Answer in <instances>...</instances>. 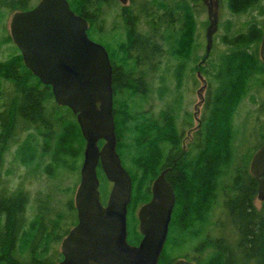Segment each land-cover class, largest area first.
Returning <instances> with one entry per match:
<instances>
[{
  "label": "trees",
  "instance_id": "1",
  "mask_svg": "<svg viewBox=\"0 0 264 264\" xmlns=\"http://www.w3.org/2000/svg\"><path fill=\"white\" fill-rule=\"evenodd\" d=\"M36 1L0 0V28L8 12L32 8ZM67 1L87 19L89 37L92 39L93 34L98 38L95 41L107 48L113 67L117 151L132 178L128 241L140 242L136 210L150 200L152 181L169 168L166 177L174 187L176 202L158 264H173L179 258L196 264H264V201L258 210L254 204L258 183L249 173V163L264 143V135L258 148L249 150L246 159L243 156L235 167L237 148L232 145L239 139L234 123L239 105L253 88L264 90V62L259 55L264 23L248 21L237 34L227 31L222 36L225 50L218 61L209 63V55L199 61L198 71L208 82L207 97L193 132L195 138L184 150L181 136L186 125L179 127L177 122L180 102L167 101L157 110L153 105L147 108L151 89L144 81L160 67L164 56L174 61L173 69L167 71L177 81L194 58L197 62L199 57L193 53L200 0H132L135 11L125 8L130 15L125 19L126 35H115L112 41L104 37L102 23L105 6L113 0ZM227 4L236 15L257 11L264 16V0H227ZM139 16L150 31L133 36ZM227 30H231L230 24ZM1 85L0 144L4 147L15 140L18 126L33 128L45 140L40 144L38 138L33 139L34 134H29L19 144L17 159L21 165H35L41 146V154L51 158L46 170L79 169L85 139L76 115L55 102L51 87L26 67L15 46L8 58L0 61ZM163 91L159 92L161 101L170 94L167 89ZM12 94L15 97L9 99ZM252 101L256 103L253 95ZM103 143L99 141L100 146ZM97 173L105 204L110 182L100 165ZM221 198L222 208L216 214ZM28 202L29 195L22 188L0 194V264H57L63 256L54 244L62 242L77 224L75 204L70 199L66 210L47 223L41 212L28 223ZM21 256L28 258L21 260Z\"/></svg>",
  "mask_w": 264,
  "mask_h": 264
},
{
  "label": "water",
  "instance_id": "2",
  "mask_svg": "<svg viewBox=\"0 0 264 264\" xmlns=\"http://www.w3.org/2000/svg\"><path fill=\"white\" fill-rule=\"evenodd\" d=\"M88 28L87 19L67 0H39L32 9L16 11L10 21L11 38L26 67L51 87L58 105L76 115L85 139L74 199L78 222L63 238V258L57 264H158L175 192L163 170L152 184V198L138 210L142 238L131 244L127 214L132 178L117 151L113 67L106 47L89 37ZM259 55L264 62V29ZM99 165L112 184L105 204L99 189ZM249 170L259 182L257 198L264 201V143L253 154ZM173 264L196 263L179 258Z\"/></svg>",
  "mask_w": 264,
  "mask_h": 264
},
{
  "label": "rangeland",
  "instance_id": "3",
  "mask_svg": "<svg viewBox=\"0 0 264 264\" xmlns=\"http://www.w3.org/2000/svg\"><path fill=\"white\" fill-rule=\"evenodd\" d=\"M120 6L121 5L116 4L115 2H111L105 6L102 27L106 32L104 37L107 40L112 41L113 37L117 34V25L122 31L120 20H118ZM15 12L16 11L8 12L1 24L0 61L6 60L9 53L13 51V42L9 43V40L12 41L10 35V21ZM197 20L198 26L195 33L196 50H194L193 53V55L195 54L199 57L197 62L194 58L188 65L185 73L181 76V79L177 81L172 74H170L171 72L167 71L173 69L174 61L170 60L167 56H164L158 73L163 76L165 73V89L170 93L166 95L167 97L165 100L169 101L171 98L180 95L183 100L182 108L184 112L188 113L187 116L192 118V124L187 127L189 132L184 139L187 143L193 135L194 130L192 129L198 125V119L204 109L205 98L207 97V87H204L206 77L202 75V73L200 76L196 75L199 61L207 55H209V63H215L218 61L220 54L225 50V46L222 44V36L225 35L227 31L231 34H237L240 30L245 28L248 21H259V23H264V16H260L257 11L241 15L233 14L228 8L227 0H200ZM228 24H230L231 30H227ZM99 25L100 22L96 23L97 27ZM123 27L125 28L124 24ZM140 30H143V27H141ZM91 37L94 40L98 39L93 34H91ZM2 85L0 86V95H2L4 89V86ZM155 87L156 85L154 84L150 91L151 93L154 92V95L156 96L155 91L157 90ZM176 92L177 94H175ZM252 95L255 96L256 103L252 101ZM14 97L15 94L9 95V99ZM263 97L264 90L258 92L256 88H253L248 97L239 105L234 122L237 127V136L239 139L232 141L233 147L235 146L237 148L236 157L233 163L234 167L238 164L236 162L243 160V156L246 159L249 150H252V148L253 150L257 149L259 144L263 141ZM194 114L196 119L193 116ZM17 134V138L11 141L8 145L3 147L2 144H0V194L1 192L10 193L18 188L24 189L29 195V202L27 205L28 223L37 213L40 212L43 216V220L47 223L49 218L55 217L57 213L66 210V203L70 199L74 202L76 190L80 182V168L83 159L78 163L80 166L79 169L73 171L63 168H58L54 171L49 168V170H46L51 162V158L49 154H41L40 146L35 165L32 167H24L17 159L19 144L27 139L29 134H34L36 137L33 139L38 138L40 144H43L45 139L33 128L25 129L18 126ZM241 155L242 157L240 158ZM76 167L77 164L75 165V168ZM227 181L228 180H226L225 183H227ZM111 185L112 184L109 183V190ZM220 202L219 205L217 203L218 207L215 206L216 214L220 212L222 208V198ZM254 204L258 210L263 208V202L257 199V197L254 200ZM140 207L141 206L137 208L136 214H138ZM225 227L229 230L228 224H225ZM54 245L58 252H61V241ZM209 250L211 251V248L208 247L207 251L209 252ZM196 255L198 256L197 253ZM190 256L193 257V254H190ZM27 258L28 257L26 256L20 259L26 261Z\"/></svg>",
  "mask_w": 264,
  "mask_h": 264
},
{
  "label": "flooded vegetation",
  "instance_id": "4",
  "mask_svg": "<svg viewBox=\"0 0 264 264\" xmlns=\"http://www.w3.org/2000/svg\"><path fill=\"white\" fill-rule=\"evenodd\" d=\"M113 2H115L116 4H119V5H121L120 6V13H119V16H118V20H120V27L122 28V31L119 29V27H118V25L116 26V28H118V32H117V34L116 35H119V34H123L124 36L126 35V26H125V28L123 27V24H125V19L126 18H129V16L130 15H128V13L127 12H125V8L128 6L129 8H127L128 10L127 11H135V9L132 7V0H127V3L126 4H123L121 1H119V0H113ZM37 4V3H36ZM35 4V5H36ZM34 5V6H35ZM33 8V7H32ZM32 8H29V9H32ZM29 9H26V10H29ZM21 11H23V10H21ZM133 26H134V24H133ZM141 27H143V30H140V28ZM135 29H136V31H135ZM148 32V31H150V28H149V25H147L146 24V22H145V20L143 19V18H141V16H139L138 17V23H136L135 24V26H134V30H133V36L134 35H136L137 33H139V32ZM159 36V35H158ZM159 38H161L160 36H159ZM159 41H161L160 39H158ZM95 41V40H94ZM12 42H13V40H12ZM100 43V42H99ZM13 46H15V47H17L16 45H15V43L13 42ZM17 49H18V47H17ZM107 49V48H106ZM19 50V49H18ZM108 51V50H107ZM19 52H20V54H21V51L19 50ZM109 53V52H108ZM21 56H22V54H21ZM22 60H23V56H22ZM24 62V61H23ZM159 71H160V68H158L155 72H152V73H149L147 76H146V79H145V83H146V86H148V90H152V86L155 84L156 85V87H155V89L157 90V91H155V93H156V96L154 95V92H152L151 93V91L149 92V93H151V97H149V99L147 100V101H149V104H148V106H147V108H150L151 107V105H153V110H157V109H160L161 107H163L164 105H165V103L167 102L166 100H164V101H161L160 99H159V92H164L163 90H165V86H166V84H165V81H164V77H165V73H164V76L163 75H160V74H158L159 73ZM200 74H201V72H199V71H196V75L197 76H200ZM196 79V78H195ZM204 87H208V82H205V85H204ZM157 94H158V96H157ZM175 94H177V92L175 93ZM167 97V96H166ZM203 100H204V98H203ZM169 101H176L177 103L178 102H180L179 103V106H180V109H179V115H178V118H177V122H178V124H179V127H181V126H185L186 125V128L183 130V132H184V134H183V136H181V149H184V150H187L188 149V146H189V144L191 143V141L193 140V138H195V136H194V134L192 135V137H191V139H190V141L187 143V141L186 140H184L186 137H187V133L189 132V130L187 129V127L189 126V125H191L192 124V118L190 117V116H187V114L188 113H186V112H184V110H183V108H182V98H181V96L179 95L178 97L177 96H175L174 98H171ZM194 117H195V114L193 115ZM199 118H200V116H199ZM195 119H196V117H195ZM188 124V125H187ZM198 124H199V119H198ZM198 126V125H197ZM197 126L195 127V128H193L192 130H194L195 131V129L197 128ZM193 131V132H194ZM183 144H184V146H183ZM184 147V148H183ZM163 170H167V172L169 171V168H165V169H163ZM163 170H161V172L163 171ZM160 172V173H161ZM167 172H166V174H167ZM159 173V174H160ZM249 173L251 174V172H250V170H249ZM158 174V175H159ZM166 174H165V178H166V180L170 183V185L172 186V188H173V190H174V187H173V185L171 184V182L167 179V177H166ZM252 175V174H251ZM158 177V176H157ZM156 177V178H157ZM155 178V179H156ZM154 179V180H155ZM154 180L152 181V184H153V182H154ZM256 181H257V183H258V187H259V182H258V180L256 179ZM152 184H151V188H150V192H151V198H152ZM174 192H175V190H174ZM257 195H258V192H257ZM257 195H256V197H257ZM175 197H176V192H175ZM150 198V199H151ZM258 199V198H257ZM176 202V201H175ZM263 202V201H262ZM170 226V225H169ZM174 263V262H173Z\"/></svg>",
  "mask_w": 264,
  "mask_h": 264
},
{
  "label": "bare ground",
  "instance_id": "5",
  "mask_svg": "<svg viewBox=\"0 0 264 264\" xmlns=\"http://www.w3.org/2000/svg\"><path fill=\"white\" fill-rule=\"evenodd\" d=\"M256 152V151H255Z\"/></svg>",
  "mask_w": 264,
  "mask_h": 264
}]
</instances>
